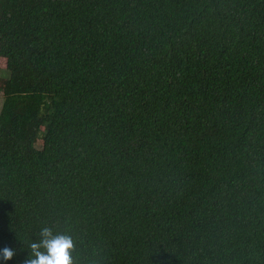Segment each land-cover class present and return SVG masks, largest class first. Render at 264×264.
I'll return each mask as SVG.
<instances>
[{
  "label": "trees",
  "instance_id": "1",
  "mask_svg": "<svg viewBox=\"0 0 264 264\" xmlns=\"http://www.w3.org/2000/svg\"><path fill=\"white\" fill-rule=\"evenodd\" d=\"M0 94V264H264V0H0Z\"/></svg>",
  "mask_w": 264,
  "mask_h": 264
},
{
  "label": "clouds",
  "instance_id": "2",
  "mask_svg": "<svg viewBox=\"0 0 264 264\" xmlns=\"http://www.w3.org/2000/svg\"><path fill=\"white\" fill-rule=\"evenodd\" d=\"M39 240L30 244V253L24 264H75L73 252L75 244L70 235L54 233L53 229L43 227ZM16 255V249L4 247L0 249V258L11 260Z\"/></svg>",
  "mask_w": 264,
  "mask_h": 264
},
{
  "label": "rangeland",
  "instance_id": "3",
  "mask_svg": "<svg viewBox=\"0 0 264 264\" xmlns=\"http://www.w3.org/2000/svg\"><path fill=\"white\" fill-rule=\"evenodd\" d=\"M5 76V75H4ZM2 102H3V99H2V96L0 94V109H1V106H2Z\"/></svg>",
  "mask_w": 264,
  "mask_h": 264
}]
</instances>
